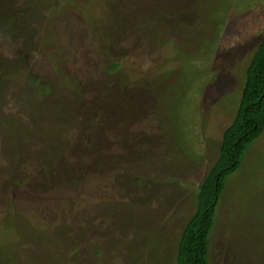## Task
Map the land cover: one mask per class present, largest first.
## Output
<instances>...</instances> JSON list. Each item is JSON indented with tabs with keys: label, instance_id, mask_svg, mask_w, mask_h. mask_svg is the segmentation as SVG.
Returning a JSON list of instances; mask_svg holds the SVG:
<instances>
[{
	"label": "rangeland",
	"instance_id": "374dc122",
	"mask_svg": "<svg viewBox=\"0 0 264 264\" xmlns=\"http://www.w3.org/2000/svg\"><path fill=\"white\" fill-rule=\"evenodd\" d=\"M263 37L264 0H0V264H175ZM209 262L264 264V131Z\"/></svg>",
	"mask_w": 264,
	"mask_h": 264
},
{
	"label": "trees",
	"instance_id": "16d2710c",
	"mask_svg": "<svg viewBox=\"0 0 264 264\" xmlns=\"http://www.w3.org/2000/svg\"><path fill=\"white\" fill-rule=\"evenodd\" d=\"M120 64L116 61L109 69L113 71ZM246 76L237 115L223 134L220 156L199 185L197 212L178 240L175 264H210V239L220 199L231 177L242 167L248 149L264 131V37Z\"/></svg>",
	"mask_w": 264,
	"mask_h": 264
}]
</instances>
